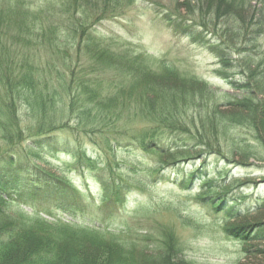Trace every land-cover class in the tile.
<instances>
[{"label":"trees","instance_id":"obj_1","mask_svg":"<svg viewBox=\"0 0 264 264\" xmlns=\"http://www.w3.org/2000/svg\"><path fill=\"white\" fill-rule=\"evenodd\" d=\"M58 1L55 6L59 3V12L69 13L68 17H38L39 12L53 13L51 2L34 12L22 0H0V264H187L167 237L162 247L146 256L130 244L133 241H116L114 236L119 237L114 234L108 233L110 238L98 229L10 212L11 202L4 195L9 196L7 189L12 196L18 194L17 187L23 190L21 196L56 198L64 212L79 208L80 203L71 200L77 192L71 179L47 173L24 158L28 141L57 151L62 145L72 153L74 141L88 139L98 148L96 158L76 151L74 157H79L84 170L98 171L96 178L108 193L105 204L121 210L134 191L151 190L155 180L165 182L161 174L191 152L225 157L220 142L201 140L202 132L214 136L219 126L233 135L242 125L241 118L224 116L217 107L212 112L196 105L191 90L204 89L196 87L200 85L193 78L182 79L185 74L170 61L113 49L112 39L98 32L104 20L114 18L100 14L107 15L112 5L117 12L134 0ZM253 2L264 4V0H188L185 8L199 12V17H164V21L174 32L216 52L228 69L229 49L224 45L230 33L219 35L216 45L205 32L225 18L244 23L241 13ZM244 75L248 82L240 87L248 93L241 107L264 114L263 64L261 70ZM118 147L133 153L122 156ZM134 153L142 159L156 154L159 159L147 166ZM103 154L111 156L106 164ZM169 159L177 160L169 163ZM195 180L193 172L179 185L192 187ZM201 199L216 206L214 195Z\"/></svg>","mask_w":264,"mask_h":264},{"label":"rangeland","instance_id":"obj_2","mask_svg":"<svg viewBox=\"0 0 264 264\" xmlns=\"http://www.w3.org/2000/svg\"><path fill=\"white\" fill-rule=\"evenodd\" d=\"M22 1L34 12L51 2L53 13L39 12L38 17L69 16V13L59 12V3L55 6L58 0ZM187 1L134 0L117 12L112 5L108 14H100V17L114 18L104 20L97 29L104 37L112 39L113 49L165 59L185 74L182 79L193 78L200 85L196 87L204 89L192 88L191 98L196 100V105H203L212 112L217 107V112L224 116L241 118L238 130L230 131L233 135L219 126L213 130L214 136L211 132L206 136L202 132L208 138L202 136L201 140L220 142L225 157L216 158L205 153L198 156V150L191 152L181 164L161 174L165 182L155 180L151 190L134 191L126 206L115 210V206L105 204L108 193L96 178L98 171L84 170L79 157H74L76 151L96 158L98 148L88 139L74 141L76 147L73 146L72 153L65 152L62 145V150L57 151L36 147L28 141V149H22L24 158L47 173L71 179L77 188L71 200L80 204L76 210L64 212L62 202L56 198L21 196L19 193L23 190L17 187L18 194L12 196L7 189L9 196L4 195L11 202V214L23 212L26 217L39 214L49 221L61 220L98 229L106 237H110L108 233L118 236H114L116 241L123 238L133 241L130 244L137 251H144L146 256L162 247L167 237L170 243L177 245L187 264H264V162L256 159L264 160V114L257 109L248 112L241 107L246 104L248 91L240 87L248 82L245 72L261 70V65L264 66V4L253 2L243 11L244 23L233 17L225 18L205 32L216 45H220L219 35L230 33L231 39H226L228 44L224 45L229 49L230 66L226 69L216 52L174 32L164 21V17H199V12L192 13V9L185 8ZM179 5L180 10L177 9ZM12 11L21 17L27 16L20 10ZM82 16H89V13ZM260 20L262 23L258 25ZM248 121L253 123L254 129L246 125ZM30 146L34 150H30ZM118 149L122 156L129 157L133 153L125 147ZM134 156L147 166H153L159 159L156 154L151 156L153 161L147 156L144 159L135 153ZM102 158L106 164L111 156L103 154ZM193 172L197 180L192 187L179 185ZM103 175L108 176V172ZM209 195L217 197L215 207L201 199ZM227 228L231 231H226Z\"/></svg>","mask_w":264,"mask_h":264}]
</instances>
